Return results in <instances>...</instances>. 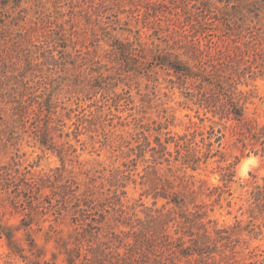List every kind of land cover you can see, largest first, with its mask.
I'll list each match as a JSON object with an SVG mask.
<instances>
[{"label":"rangeland","instance_id":"obj_1","mask_svg":"<svg viewBox=\"0 0 264 264\" xmlns=\"http://www.w3.org/2000/svg\"><path fill=\"white\" fill-rule=\"evenodd\" d=\"M0 264H264V0H0Z\"/></svg>","mask_w":264,"mask_h":264},{"label":"trees","instance_id":"obj_2","mask_svg":"<svg viewBox=\"0 0 264 264\" xmlns=\"http://www.w3.org/2000/svg\"><path fill=\"white\" fill-rule=\"evenodd\" d=\"M238 116V115H237Z\"/></svg>","mask_w":264,"mask_h":264}]
</instances>
